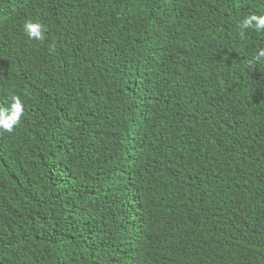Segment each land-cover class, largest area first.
<instances>
[{"label":"trees","instance_id":"trees-1","mask_svg":"<svg viewBox=\"0 0 264 264\" xmlns=\"http://www.w3.org/2000/svg\"><path fill=\"white\" fill-rule=\"evenodd\" d=\"M250 15L264 0H0V106L24 105L0 131V264H264Z\"/></svg>","mask_w":264,"mask_h":264},{"label":"clouds","instance_id":"clouds-1","mask_svg":"<svg viewBox=\"0 0 264 264\" xmlns=\"http://www.w3.org/2000/svg\"><path fill=\"white\" fill-rule=\"evenodd\" d=\"M241 29V36L248 29H255L257 32L264 31V15H250L238 25ZM25 34L32 40L43 42L44 32L46 31L44 25L41 23H34L28 21L24 25ZM50 51H54L50 49ZM264 58V51H261L256 57V60ZM10 108L0 106V131L6 133H13L16 127L20 124L21 117L24 115V105L19 96H13Z\"/></svg>","mask_w":264,"mask_h":264}]
</instances>
